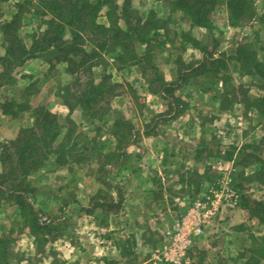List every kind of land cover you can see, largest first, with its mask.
Instances as JSON below:
<instances>
[{
  "label": "rangeland",
  "instance_id": "obj_1",
  "mask_svg": "<svg viewBox=\"0 0 264 264\" xmlns=\"http://www.w3.org/2000/svg\"><path fill=\"white\" fill-rule=\"evenodd\" d=\"M21 1L0 0V57L5 55L2 24L12 19ZM226 1L222 0L213 25L205 29L192 27L182 13H171L167 4L131 0L135 22L156 13L160 23L170 19L169 32L160 31L162 36L152 46L137 44V53L145 56L141 65L125 67L123 62L115 61L113 54L101 61L109 64L106 72L112 80L123 84L122 94L111 100L108 114L97 121L92 116L85 118L80 108L69 111L79 123L69 163L59 165L53 161L31 178L34 193L29 202L37 212L39 226L46 227L44 231L39 229L33 235L16 204H0V238L9 251L8 260L0 253V264H91L89 254L82 259L74 254L76 246L71 247L70 241L66 242L69 245H49L45 236L53 240L66 235L73 240L78 232L85 231L81 235L88 240L97 227L105 229L109 240L118 236L116 243L130 254L123 260L111 256L108 264H173L155 263L151 255L162 249L168 232H177L192 218L196 201L216 191L227 175L235 189L237 185L242 187L244 198L261 202L264 209V170L258 174L262 169L258 160H264V118L260 112L264 103L259 101L264 98V80L244 74L236 61L242 46L264 61V0H252L256 16L238 27L229 24ZM118 4L122 7L123 1ZM106 14L103 11L98 22L108 26ZM120 26L126 28L123 20ZM45 29L40 20L26 15L19 33L30 48ZM209 57L224 63L221 71L194 78L192 75L185 82L183 76L191 74V66H199ZM153 65L167 82L174 83L170 92L150 93L143 70L146 67L152 79L156 75ZM67 68L62 63L50 69L42 58L13 66L8 72L12 80L0 88V106L8 98L29 102L32 110L44 106L60 114L67 126L64 119L69 115L63 110L68 108L61 93L73 80ZM4 70L7 72L0 64V74ZM102 71L103 67L95 68V72ZM3 115L0 138L10 130L16 129L17 133L3 139L0 146L34 124L32 111L8 119ZM117 119L131 124L124 139L115 136L113 123ZM195 178L203 184L195 186ZM26 234L33 236L36 247H29ZM141 234L149 240V252L143 261L133 253L136 236ZM200 234L193 236L194 242L207 237L209 245L227 246L229 250L237 242L246 251L260 245L264 224L240 204L223 208ZM201 246L200 242L199 247L191 245L182 264H191V258L196 264H205L207 251ZM244 251L233 252L231 262L222 264H241ZM107 253L100 250L99 256L108 257Z\"/></svg>",
  "mask_w": 264,
  "mask_h": 264
},
{
  "label": "trees",
  "instance_id": "obj_2",
  "mask_svg": "<svg viewBox=\"0 0 264 264\" xmlns=\"http://www.w3.org/2000/svg\"><path fill=\"white\" fill-rule=\"evenodd\" d=\"M122 1V7L118 4L119 0H23L18 2L12 19L2 24L5 55L0 57V64L7 69V72L4 70L0 74V88L12 80L11 76L8 77L12 67L23 65L29 59H45L50 69L64 63L68 66L67 73L73 78L62 88L64 105L70 112L80 108L85 118L92 116L94 121L103 118L108 114L107 109L111 100L122 94L124 86L112 80V76L106 72L109 64L101 63V61L107 55L113 54L115 61L123 62L125 67L141 65L145 56H139L137 44L152 46V42L162 36L160 31L169 32L167 23L170 19L160 23L161 20L156 18V13H152L147 20L138 19L135 22L131 11V0ZM156 1L164 6L169 5L171 13H182L192 27L205 29L213 25L215 14L222 3V0ZM225 5L229 14V24L232 27L241 26L245 21L252 20L257 13L252 0H227ZM103 11L107 12L108 26L98 22ZM26 15L40 20L46 28L40 36L35 37L30 48L24 43L19 33ZM120 20L125 22V29L120 26ZM191 41L197 43L193 38ZM146 57L151 60L148 54ZM236 61L241 65L244 74L258 76L264 80V61L257 58L255 51L242 46ZM221 63L224 64L219 59L205 58L199 66H191V74L183 76V79L188 82L189 76L192 75L194 78L217 73L221 71ZM99 67H103V71L95 72V68ZM151 67L156 73L152 79L146 74L147 68L143 70L150 93L158 95L170 92L174 83L167 82L159 74L155 65ZM21 101L8 98L1 104L2 113L10 117L32 111L34 124L23 128L14 139L0 146L2 167L0 204L4 201L16 204L22 216L27 219V226L31 227L32 234L36 235L39 229L44 231L46 227L39 226L37 212L29 202L30 195L34 193L31 178L53 161L59 165L69 163L71 153L76 146L74 135L77 124L69 115L64 119L67 123L65 126L60 114L44 106L32 110L29 102ZM259 101L264 103V98ZM260 112L264 118V110ZM127 126L131 127L128 121L120 119L114 121L115 136L126 138ZM65 130L67 132L63 136ZM61 137L63 140L58 143ZM258 161L262 164L259 174L264 170V160ZM192 181L197 187L203 184V181L199 182L197 178ZM237 188L241 193V207L249 211L252 218H257L264 224L262 203L244 198L242 187L237 185ZM198 192L199 190H196V193ZM258 240L260 245L242 252L241 264H264V236ZM4 244V240L0 238V253L5 256V260H8L9 251L4 248ZM123 254L130 255L125 252Z\"/></svg>",
  "mask_w": 264,
  "mask_h": 264
},
{
  "label": "crops",
  "instance_id": "obj_3",
  "mask_svg": "<svg viewBox=\"0 0 264 264\" xmlns=\"http://www.w3.org/2000/svg\"><path fill=\"white\" fill-rule=\"evenodd\" d=\"M36 62H40V60L37 59ZM63 69H65V68H63ZM0 110H1V106H0ZM63 111H65V113H66L65 115H69L68 109L67 110L64 109ZM2 115H3V113H2V111H0V117H2ZM3 116H5V115H3ZM6 118L8 119L7 116H6ZM74 121L76 122L77 125H79V123L76 120H74ZM15 133H17L16 129H15V131L10 130L7 133L3 134V137L0 138V143L2 141H4L3 139H5L6 137H13V135H15ZM119 219L121 221H123L124 218L121 217ZM85 220H87V219H85ZM110 230L111 231L113 230V228H111V225H110ZM81 233L83 235V233H85V231L78 232L79 235H77V237L73 240L69 239L66 235L60 236L59 238L53 239V240L49 239L48 236H45V242H47V244H49V245L50 244L51 245H58V244L59 245L60 244L69 245L66 242L70 241L71 247L76 246L74 254H76V255L78 254L80 259H82V257L87 256L89 254L90 255L89 260H91L90 261L91 264H108V263H106V261L109 262L112 259L111 256L120 257L121 260H123V258H124L123 249L115 241V240H118V236H115V237L112 236L113 238H110L111 240H109V238L104 235L105 229L99 228V227H97V230H95L93 235H91L88 240L85 238V236H82ZM26 236H27V239L29 240V243L31 244V245H29V247L30 248L36 247V242H34L33 236L31 234H26ZM213 238L214 237H212V239ZM91 239H92V241H90ZM136 241H137V244H136L137 247H135V250L133 253H135V257L140 258V260H142V257L144 256V254H147L149 252L148 251L149 250V240H148L146 235L141 234V235L136 236ZM194 241L195 240L192 239V245H194V246L196 245L199 247V242H200V246L203 245L201 247H204L207 251L206 253L208 256V258H207L208 261L205 264H222V263H226V262L230 263L231 261L229 260V257L232 255L233 252L244 251V248H242V246H237L238 245L237 242L234 243V246H231L232 248L229 250V248H227V246L223 248L221 245H218V247H216L217 245H215V246L209 245V242H211V241H209V238H207V237L205 240L199 239L197 242H194ZM239 245H241V244H239ZM95 249L97 250V253L94 252ZM100 250L107 251L108 252L107 255L109 253L110 254L108 255V257L99 256ZM152 255H151V260H152ZM149 259H150V256H149ZM226 260H228V261H226ZM147 263L148 262H139V264H147ZM77 264H79V263H77ZM191 264H196L194 258L193 259L191 258Z\"/></svg>",
  "mask_w": 264,
  "mask_h": 264
},
{
  "label": "built area",
  "instance_id": "obj_4",
  "mask_svg": "<svg viewBox=\"0 0 264 264\" xmlns=\"http://www.w3.org/2000/svg\"><path fill=\"white\" fill-rule=\"evenodd\" d=\"M241 204V194L233 187L231 176L227 175L212 190L210 195L196 201L192 218L179 226L174 233L168 232L167 242L152 255L155 263L182 264L186 250L192 245L195 235H201L203 227L213 221L223 208H236Z\"/></svg>",
  "mask_w": 264,
  "mask_h": 264
}]
</instances>
